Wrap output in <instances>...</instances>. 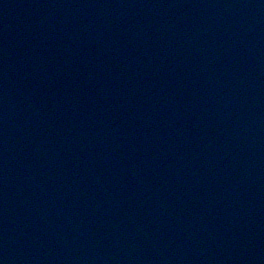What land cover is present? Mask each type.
Returning <instances> with one entry per match:
<instances>
[{
	"label": "water",
	"instance_id": "water-1",
	"mask_svg": "<svg viewBox=\"0 0 264 264\" xmlns=\"http://www.w3.org/2000/svg\"><path fill=\"white\" fill-rule=\"evenodd\" d=\"M0 264H264V0H0Z\"/></svg>",
	"mask_w": 264,
	"mask_h": 264
}]
</instances>
